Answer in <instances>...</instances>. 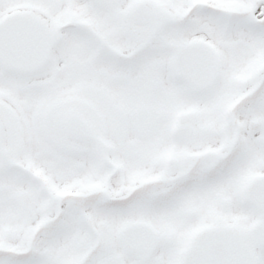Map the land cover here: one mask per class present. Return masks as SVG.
I'll use <instances>...</instances> for the list:
<instances>
[{"label":"snow or ice","instance_id":"obj_1","mask_svg":"<svg viewBox=\"0 0 264 264\" xmlns=\"http://www.w3.org/2000/svg\"><path fill=\"white\" fill-rule=\"evenodd\" d=\"M0 264H264V0H0Z\"/></svg>","mask_w":264,"mask_h":264}]
</instances>
